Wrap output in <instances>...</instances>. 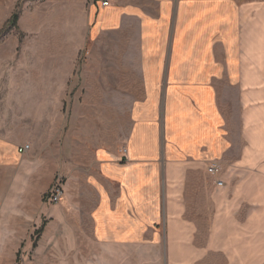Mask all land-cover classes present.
I'll return each instance as SVG.
<instances>
[{
  "label": "crops",
  "instance_id": "crops-1",
  "mask_svg": "<svg viewBox=\"0 0 264 264\" xmlns=\"http://www.w3.org/2000/svg\"><path fill=\"white\" fill-rule=\"evenodd\" d=\"M97 20L119 31L130 126L122 150L89 157L95 241L187 251L194 223H212L206 248L221 252L222 223H236L239 259L264 260V0H110Z\"/></svg>",
  "mask_w": 264,
  "mask_h": 264
},
{
  "label": "rangeland",
  "instance_id": "rangeland-1",
  "mask_svg": "<svg viewBox=\"0 0 264 264\" xmlns=\"http://www.w3.org/2000/svg\"><path fill=\"white\" fill-rule=\"evenodd\" d=\"M98 5L0 0V264H246L231 238L236 223H222L221 252L206 248L212 223H194L187 251L181 223L170 228L180 243L167 251L95 241L89 157L104 146L122 150L130 126V100L113 83L119 31L96 27ZM57 187L63 196L53 204Z\"/></svg>",
  "mask_w": 264,
  "mask_h": 264
},
{
  "label": "built area",
  "instance_id": "built-area-1",
  "mask_svg": "<svg viewBox=\"0 0 264 264\" xmlns=\"http://www.w3.org/2000/svg\"><path fill=\"white\" fill-rule=\"evenodd\" d=\"M96 1L101 7H106L109 5V2L107 0H96ZM28 149H29L28 146H21L19 147L18 152L23 154L26 153ZM206 171L209 175L217 177L221 173V168L219 165L212 163L207 167ZM216 185L220 187L222 185V181L217 179ZM62 196L63 195L61 189L59 187L55 188L51 193V198H50L51 203L58 204L61 201Z\"/></svg>",
  "mask_w": 264,
  "mask_h": 264
}]
</instances>
